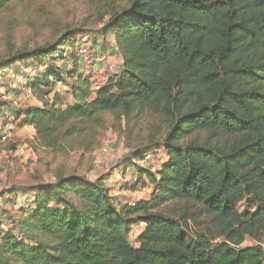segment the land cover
Here are the masks:
<instances>
[{
    "label": "trees",
    "instance_id": "1",
    "mask_svg": "<svg viewBox=\"0 0 264 264\" xmlns=\"http://www.w3.org/2000/svg\"><path fill=\"white\" fill-rule=\"evenodd\" d=\"M83 1L89 15L77 29L45 6L0 0V23L14 24L5 31L0 78L47 61L27 83L41 107L15 113L54 162L92 152L109 128L121 132L126 123L132 131L148 118L160 142L136 150L128 169L139 170L131 191L144 181L153 191L121 208L105 179L66 175L62 163L52 182L22 188L33 197L19 219L7 211L12 226L0 232V264H264V0ZM22 20L32 34L17 44L12 33ZM95 22L94 33L87 27ZM87 33L106 44L115 38L127 74L94 99L74 54ZM64 61L71 72L56 65ZM64 83L71 104L49 98ZM159 151L167 160L157 172L139 166ZM171 204H183L179 215L161 211ZM192 209L206 219L196 232ZM134 216L145 226L137 247L128 240Z\"/></svg>",
    "mask_w": 264,
    "mask_h": 264
},
{
    "label": "rangeland",
    "instance_id": "2",
    "mask_svg": "<svg viewBox=\"0 0 264 264\" xmlns=\"http://www.w3.org/2000/svg\"><path fill=\"white\" fill-rule=\"evenodd\" d=\"M23 1L25 4H32L30 7L31 11L37 10L40 6H45V8L55 14L54 17L65 26H71L77 29L81 28L85 19L89 15L87 13L89 10L84 5L85 3L83 0H38L33 3L29 2V0ZM24 6L28 7L27 5ZM93 19L91 20V23L94 22ZM108 19V17L105 18L104 22ZM20 23L21 27L12 33L14 40L16 39V41L19 42L17 44H21L24 36H27L30 33L32 34V30L29 29L26 21L22 20ZM91 23L87 28L95 33L97 28H100L101 24L95 22L96 25H91ZM13 25L14 24L11 21L6 24L4 22L0 23V53L2 52L3 42L6 40L5 31L11 29ZM46 33H48V31H44L42 34L46 35ZM94 33H87L81 37H77V42H80L84 38H88L84 41H89V43L91 42L93 45H96V48L100 53V45L104 46V44H106L105 39L100 38ZM43 39L45 40V38ZM107 40L115 41V38L111 36ZM108 44L109 43H107V46L109 47ZM105 54L107 55L108 60L106 65L104 64L100 67L103 72L102 74H98V64L84 63L79 59L80 74L84 77H89L91 87L92 84L93 88L99 86V90L109 85L111 81L116 82L118 78H127V74L122 69L124 65L122 56L119 54L117 55L121 58L119 63V59H114L115 56H110L107 53ZM56 65L66 73L71 72V68L73 67V64L70 61L58 62ZM46 66L47 61H45L44 66L40 68L35 67L36 69L33 68L34 70L31 68L27 73H22L24 70H20V75L10 71L1 73L0 110L6 105L11 106L14 101H17L20 106L27 105L25 100L34 97L33 91L32 95H25L27 83L44 74ZM21 69H23V67ZM66 77L68 76L66 75ZM21 82H25L24 88L20 86V84L22 85ZM20 87L22 88V94L19 96L14 94L15 96H12V91L18 93ZM99 90L92 93V99L96 97ZM55 94L60 96L63 104L73 103V99L68 93L67 83L55 86L54 92L49 98L53 99ZM14 110L16 109L13 108V111ZM136 121V123L132 124L134 127L132 131L129 129H127L128 132L126 131V123L123 124L124 129L121 132H116L112 128H109L102 137L100 144L92 152H72L67 157L60 158L58 162H54L53 156L48 154L47 151L39 147L37 148L35 142L31 140V135L26 131H22V136L15 137L19 133V130L22 129V127H19L20 123L18 124L17 131L14 133L15 136L13 135L8 141H2L0 137V211L2 212V210H5V212L0 215V232L11 229L12 225L8 224V222L6 223V218H13V216H9L7 211L12 215L17 216L19 219V211L22 208L31 206L30 199L33 195L27 194L22 188L27 186L32 187L36 185V183L47 181L52 182L61 169L62 163L65 164L64 173L66 175H84L91 181L98 179H114L118 182L121 187V192L118 193L122 196L120 199H114L115 204L118 207L123 208L133 205L134 203L139 202V200H148L152 194L153 187L150 186L147 181H144L146 185L141 186L140 189L135 191L138 194L133 196L127 194L131 191L130 187L135 185L131 177H137L138 174L139 178V170L134 168L128 169V164L136 150L144 148L151 143L160 142V140L156 137L152 138L151 130L147 124L149 122L148 118L142 117ZM24 147L28 150L26 156H17L15 152L18 148ZM102 148H107V152L104 153ZM145 156V161L141 162L139 166L141 168L150 169L152 172H157L156 170L153 171V169H157L159 164L167 160L164 151L148 153ZM122 174L124 176H122ZM105 186L109 188V190H114V187L112 186V188H110L107 183H105ZM13 190L17 192L13 193L15 192ZM118 200H120V202H118ZM182 207L183 204H171L163 208L161 211L166 214L172 213L173 216H177ZM194 212H197L195 215L197 221H190L189 227L193 232H196L201 229V224H203V227L206 226V219L205 217L199 219V216H197L199 215L198 210L192 209L191 213ZM135 219L136 216L132 217L133 222L129 227L128 240L132 246L137 247V239L145 226L135 222ZM252 245L253 242L251 240H248L244 244V246Z\"/></svg>",
    "mask_w": 264,
    "mask_h": 264
},
{
    "label": "built area",
    "instance_id": "3",
    "mask_svg": "<svg viewBox=\"0 0 264 264\" xmlns=\"http://www.w3.org/2000/svg\"><path fill=\"white\" fill-rule=\"evenodd\" d=\"M87 39L88 38H84L80 42H77L76 46L74 47V54H76V56L84 63H90V64L95 63V65L98 64L97 65L98 74H102L103 72L100 67L101 65H104V64L106 65L107 60H108L107 55L105 53L100 54L98 52V49L96 48L97 47L96 45H93L91 42L90 44L89 41H84ZM99 88H100L99 86H95V88H93V84H92L91 92L93 93L99 90ZM25 90H26L25 92L26 96L32 95V90L30 88H27ZM11 106L12 108L16 110L20 109V105L17 101H14L11 104ZM17 127H18V122H17L16 113L11 110L1 109L0 110V137L2 141H8L11 137H13L14 133L17 131ZM102 150L104 151V153H106L108 149L102 148ZM27 152L28 150L24 147V148H18L15 154L17 156L24 157L26 156ZM163 163L164 162L159 164L157 169H153V171L159 170L161 166L163 165ZM122 176L124 175L122 174ZM131 178L134 184L139 182L138 174H137V177L135 176L134 178L133 177ZM106 183L109 184L110 188H112V186L114 187V190L112 189V191L121 192V187L119 186L118 182H116L114 179H108L106 180Z\"/></svg>",
    "mask_w": 264,
    "mask_h": 264
},
{
    "label": "crops",
    "instance_id": "4",
    "mask_svg": "<svg viewBox=\"0 0 264 264\" xmlns=\"http://www.w3.org/2000/svg\"><path fill=\"white\" fill-rule=\"evenodd\" d=\"M107 43H109L108 45H109V47L107 46V44H104V46H101L100 45V50H101V52H103V53H107L108 55H110V56H115V60H118L119 59V63H120V60H121V58L119 57V56H117L118 55V53H116V42L115 41H110V40H107ZM113 59V58H112ZM22 83V85L20 84V86L21 87H25V82L23 83V82H21ZM19 88V92L18 93H15V92H13L12 91V96L15 94H17V96H19L20 94H22L21 92H22V88ZM14 88V87H13ZM14 95V96H15ZM22 96V95H21ZM10 97V96H9ZM26 101V103H27V105H21L20 106V110H22V109H24V108H28V107H41V102L37 99V98H35V97H33L32 99H26L25 100ZM10 106V105H9ZM8 105H6V106H4L3 108H2V110L3 109H7V110H11V111H13V108H11V106L9 107ZM18 111H19V109H18ZM17 111V112H18ZM14 112H16V110H14ZM22 131H26L27 133H29L30 135H31V140L33 141V142H35L36 141V130H35V128L33 127V126H25V127H23L22 129H20L19 130V133L15 136V137H19V136H22L23 134H22ZM14 137V138H15ZM128 195H130V196H133V195H136V194H138V193H136V192H128L127 193ZM123 195V194H122ZM111 196L113 197V198H115L116 200L117 199H120L122 196H121V194L120 193H118V192H115V191H111ZM139 201H142V200H139ZM118 202H120V200H118ZM10 211V210H9ZM3 226H4V224H3Z\"/></svg>",
    "mask_w": 264,
    "mask_h": 264
}]
</instances>
